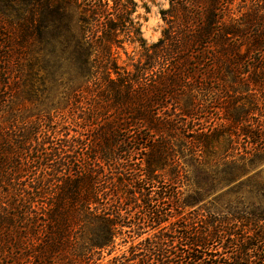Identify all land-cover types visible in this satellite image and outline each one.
<instances>
[{
  "label": "trees",
  "instance_id": "obj_1",
  "mask_svg": "<svg viewBox=\"0 0 264 264\" xmlns=\"http://www.w3.org/2000/svg\"><path fill=\"white\" fill-rule=\"evenodd\" d=\"M19 1L32 10L0 51V264H264V200L221 194L256 166L233 137L264 147V0H169L160 41L123 65L122 40L140 42L134 3L0 0V16ZM74 13V47L12 50L72 33Z\"/></svg>",
  "mask_w": 264,
  "mask_h": 264
},
{
  "label": "rangeland",
  "instance_id": "obj_2",
  "mask_svg": "<svg viewBox=\"0 0 264 264\" xmlns=\"http://www.w3.org/2000/svg\"><path fill=\"white\" fill-rule=\"evenodd\" d=\"M128 2L134 3V5L136 6V11L132 14L131 18L134 21L135 27L140 29V35H139L140 42L132 43L128 39L122 40L120 48L117 49V52L119 53V57H120V61H119L120 65H123L124 62L127 64L130 63L128 61V56L123 51H127V53L135 60L134 62H136L139 60L138 58L140 57L139 55L141 51L150 50V46H153L160 41V39L163 36V31L166 28V22L162 18V12L168 10L170 7L169 0H128ZM236 2H239V0H236ZM3 8L5 12L0 16L2 20L0 23V51H8L7 39L10 36L9 24L15 25V23L20 21L24 16L26 17L27 14L30 13V10H32V7L26 4L24 1L23 2L19 1L12 3L11 5L8 6L4 4ZM77 15L78 14L74 13L72 33L68 34L65 32L64 34L61 33L60 35L57 31H51L50 35L44 41L39 39L32 40V48H30L29 46L20 47L19 44H17L18 42H15L12 50L13 51H45L46 54H51V53H59L61 51H65L67 44L70 45V47L72 46L74 47L76 37H78V35L80 34L79 25H77L76 23ZM141 40L143 43V47L141 46ZM250 95L251 93L249 94L244 93L237 95V98H248V96ZM67 100L70 101L69 98ZM64 112L66 114V121H67L64 126L69 127L71 130L79 129V127H81V124L79 123L80 120H78V117H82L83 115L80 112L78 102L70 107L66 106ZM217 113H218L217 110L212 108L209 110L208 114H205L202 117H204L207 121H209V124L213 126L216 123H219V121L217 120ZM58 119L59 118L57 117L54 119V121L57 120V122H59ZM250 121L256 124L257 122L261 121V119L260 116L254 115L252 116ZM249 130L252 132L254 131L253 129H249ZM180 131L182 137L188 138L191 136L190 133H186L185 132L186 130L184 129ZM237 134L239 135V138L233 137L234 141L237 142L236 144L237 150L234 151L233 155L235 156V158L239 159L242 156H250L249 153L251 152L252 155L251 158L256 166L254 168H249V172L247 174H240V178L230 187L224 189L221 194H224L225 192H230L232 191L233 188H238V191H240L243 195H245L247 198L251 200L254 201H258L261 199L264 200V147L259 145L258 147L259 149L253 150L252 149L253 147L249 144L250 141L249 138L242 136L241 133H237ZM141 143L143 144L146 142L142 141ZM177 144H180L179 141ZM174 146L175 147L173 148L176 151L178 146L176 147L175 144ZM139 153L141 154V152ZM144 153L145 152L143 151L141 155L139 154L137 157L135 156L134 158L135 160L133 161V163L136 166V168L139 167V163H141V158L143 157ZM177 161L180 162L179 164L183 165L182 160H177ZM247 162H248L247 167H249L251 165V164L249 165L250 161L248 160ZM182 189L184 190L183 195L187 196L188 193L185 190H189V189L186 186H184ZM229 195H231V197H234L233 193H230ZM215 196H218V194L214 196H210L206 201H204L200 205H205L209 208L211 206V202H213L214 198H216ZM225 196L226 194L224 195L223 198L226 200ZM196 208L197 207L190 209L186 207L184 208L183 213L189 215L191 214L190 212H192L198 215H204L206 219L210 217V215L205 209L197 208V211H193ZM204 226L205 225L203 222V225H201V227ZM239 232L242 233L241 231ZM143 236H146V234H144ZM223 243L228 245L230 244V241H223V242L214 241L213 243H210L209 248L212 249V251L216 252L217 255L227 258L226 256L227 254L224 253L234 252L235 248L229 245L230 246L229 249L223 250L222 248ZM124 250H126V247H119L117 253H114L113 255L121 254ZM112 256H107L103 260V262L101 261V263L108 262Z\"/></svg>",
  "mask_w": 264,
  "mask_h": 264
}]
</instances>
